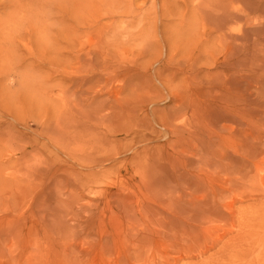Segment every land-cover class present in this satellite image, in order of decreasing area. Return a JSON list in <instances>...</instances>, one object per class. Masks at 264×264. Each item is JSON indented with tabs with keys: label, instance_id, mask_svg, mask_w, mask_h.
<instances>
[{
	"label": "rangeland",
	"instance_id": "obj_1",
	"mask_svg": "<svg viewBox=\"0 0 264 264\" xmlns=\"http://www.w3.org/2000/svg\"><path fill=\"white\" fill-rule=\"evenodd\" d=\"M23 2L0 0V264H264V0Z\"/></svg>",
	"mask_w": 264,
	"mask_h": 264
},
{
	"label": "bare ground",
	"instance_id": "obj_2",
	"mask_svg": "<svg viewBox=\"0 0 264 264\" xmlns=\"http://www.w3.org/2000/svg\"><path fill=\"white\" fill-rule=\"evenodd\" d=\"M76 1L77 0H24V2L21 4V7L24 8V9L21 10V12H23L24 15L27 12L32 17L33 16L39 17V16L43 15L46 12H49V13L52 12L55 15H63V17H65L64 19H66V18H72L73 17L72 15L75 14V13H77V9H76L77 7H75V2ZM37 21H38V19H37ZM58 23L62 24V21L56 20V22L53 25L59 26ZM110 91H112V90H110ZM101 92L102 91H100V93ZM114 94H115V92H114ZM112 96L115 97V95H112ZM108 97H109V95H108ZM161 126H164V123H162Z\"/></svg>",
	"mask_w": 264,
	"mask_h": 264
}]
</instances>
